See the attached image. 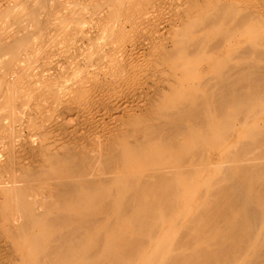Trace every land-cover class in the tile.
Listing matches in <instances>:
<instances>
[{
    "label": "bare ground",
    "instance_id": "bare-ground-1",
    "mask_svg": "<svg viewBox=\"0 0 264 264\" xmlns=\"http://www.w3.org/2000/svg\"><path fill=\"white\" fill-rule=\"evenodd\" d=\"M60 1L0 0V264H264V0Z\"/></svg>",
    "mask_w": 264,
    "mask_h": 264
},
{
    "label": "rangeland",
    "instance_id": "rangeland-1",
    "mask_svg": "<svg viewBox=\"0 0 264 264\" xmlns=\"http://www.w3.org/2000/svg\"><path fill=\"white\" fill-rule=\"evenodd\" d=\"M53 2V1H52ZM65 2V3H64ZM61 3V4H60ZM60 3H58V7L60 8V7H62L63 5H64V7H65V4H66V1L65 0H62V1H60ZM56 3H54V5L52 4V6L50 5V7L48 8V13H50L51 11H52V13H53V15L54 16H59L60 15V17H62V16H64L65 17V12H66V17H67V14L69 13V15L71 16L72 14H71V12H69L68 10L66 11V9H69V8H67L68 6H66L65 8L64 7H62V8H64L65 10H63L62 8V11H63V14H62V12H61V9H60V11H58V13L56 14V12H57V10L59 9L58 7H57V10L55 9L56 8ZM60 5V6H59ZM67 5H68V0H67ZM54 7V8H53ZM54 9V12H53V9ZM52 9V10H51ZM44 11V10H43ZM41 11V13L39 12L38 14H39V16L37 17V19L39 18V17H41L40 15H42L43 13H47V10L46 11ZM56 11V12H55ZM51 14V13H50ZM69 15H68V17H69ZM11 20V19H10ZM11 21H13V20H11ZM8 23H9V21H8ZM12 23V22H11ZM13 24V25H12ZM11 24V27L12 26H14L15 24L14 23H12ZM9 26V25H8ZM10 27V26H9ZM29 73V72H28ZM27 77V79H28V81H29V83L31 82V84L32 83H34V82H36L37 81V76L36 75H31V74H29V75H27L26 76ZM7 77H5V79H6ZM7 81V83H9L10 82V77L8 76V78L6 79ZM7 97L8 98H13L12 97V95H10V97H9V95H7ZM1 106V105H0ZM60 108H58V110L55 112V114L54 115H56L55 117H53L52 119H53V122H55L56 124H60L61 126L64 124V123H68L67 124V126L68 125H72L73 123H76V121L73 119V115L72 114H70V113H68V114H66L65 112V110L63 109V107H62V109H60ZM65 111V112H64ZM64 113V114H63ZM15 119H14V118ZM11 118H12V124H13V126H15V127H17V126H19L21 123H22V121L23 120H20L21 118H19V117H17V116H15V115H13V116H11ZM38 120H40V118L38 117ZM20 122V123H19ZM63 122V124H61ZM65 125V124H64ZM66 126V127H67ZM69 127V126H68ZM20 129V128H19ZM18 133H20V134H18V137L20 138V140L18 141V142H23V143H27L28 145H30V147H33V146H35L36 145V141L38 142L39 141V134L38 133H36V135L34 134V133H31V134H29V133H26V131L24 130L23 131V129H22V127H21V129L19 130V131H17ZM25 137V139H23ZM32 138V139H30V141H29V138ZM36 137H38V138H36ZM34 138H36V139H38V140H36V139H34ZM22 139H23V141H22ZM224 152H226V151H224Z\"/></svg>",
    "mask_w": 264,
    "mask_h": 264
}]
</instances>
